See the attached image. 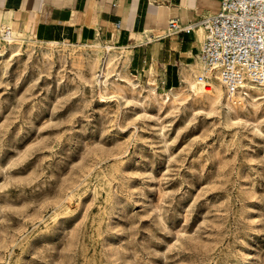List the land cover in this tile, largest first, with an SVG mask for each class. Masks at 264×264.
I'll return each mask as SVG.
<instances>
[{
    "label": "rangeland",
    "instance_id": "obj_1",
    "mask_svg": "<svg viewBox=\"0 0 264 264\" xmlns=\"http://www.w3.org/2000/svg\"><path fill=\"white\" fill-rule=\"evenodd\" d=\"M17 38L0 33V264H264V89L154 92L119 43Z\"/></svg>",
    "mask_w": 264,
    "mask_h": 264
},
{
    "label": "crops",
    "instance_id": "obj_2",
    "mask_svg": "<svg viewBox=\"0 0 264 264\" xmlns=\"http://www.w3.org/2000/svg\"><path fill=\"white\" fill-rule=\"evenodd\" d=\"M221 1L0 0V33L9 27L39 43H119L133 70L173 90L201 75L199 23L217 14ZM172 20L182 30L170 33Z\"/></svg>",
    "mask_w": 264,
    "mask_h": 264
},
{
    "label": "built area",
    "instance_id": "obj_3",
    "mask_svg": "<svg viewBox=\"0 0 264 264\" xmlns=\"http://www.w3.org/2000/svg\"><path fill=\"white\" fill-rule=\"evenodd\" d=\"M199 27L204 32L200 80L218 79L231 99L247 87L264 89V0H222L217 14L203 19ZM180 30L172 20L169 32ZM12 36L9 27L1 32L5 42Z\"/></svg>",
    "mask_w": 264,
    "mask_h": 264
},
{
    "label": "bare ground",
    "instance_id": "obj_4",
    "mask_svg": "<svg viewBox=\"0 0 264 264\" xmlns=\"http://www.w3.org/2000/svg\"><path fill=\"white\" fill-rule=\"evenodd\" d=\"M18 40L19 38H17V36H15L13 34V36L11 37V39L9 40V45L10 46H13V45H16L18 44ZM50 44H56V43H50ZM111 51V47L108 48V52ZM117 61V59H114V57L112 55H108L107 59H106V62H105V66L110 69L112 66H114L115 62ZM107 76V74L105 75ZM149 88L152 90V91H156L157 89V83L155 80H149L147 82ZM211 81L209 84H207V82L205 80H200L198 77L197 79L193 80L190 82V92L195 94L196 96L198 95H203L205 94V92H212L211 89L207 88L208 85H211ZM135 85V84H134ZM146 85V84H145ZM214 87L215 85L212 84ZM255 88H258V87H247L246 90H252V89H255ZM214 90V89H213ZM153 93V92H152ZM214 95V94H212ZM217 95V94H216ZM166 99H168V101H171V94L170 93H167L166 96H165Z\"/></svg>",
    "mask_w": 264,
    "mask_h": 264
}]
</instances>
